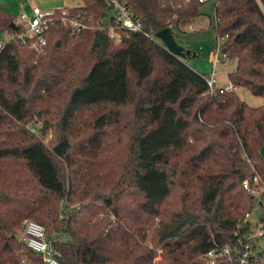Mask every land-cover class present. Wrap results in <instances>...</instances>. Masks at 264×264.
<instances>
[{"label":"trees","instance_id":"1","mask_svg":"<svg viewBox=\"0 0 264 264\" xmlns=\"http://www.w3.org/2000/svg\"><path fill=\"white\" fill-rule=\"evenodd\" d=\"M119 1L149 35L111 37L100 28L115 24L111 0H81L56 12L90 29L55 20L43 52L17 37L0 48V264H46L18 237L24 219L45 227L62 264H211L223 248L212 264H264V0H213L220 60L236 65L233 89L212 94L153 37L206 2ZM22 29L0 7V30Z\"/></svg>","mask_w":264,"mask_h":264},{"label":"built area","instance_id":"2","mask_svg":"<svg viewBox=\"0 0 264 264\" xmlns=\"http://www.w3.org/2000/svg\"><path fill=\"white\" fill-rule=\"evenodd\" d=\"M200 2H208L212 0H199ZM113 3L115 14V24L100 25V28H109L110 36L113 38L119 37L116 32V28L124 29L130 32H147L143 31V25L139 18L136 17L131 8L124 2L119 0H111ZM59 20L63 25L68 26L73 34H80L87 29L93 27L91 22H86L78 16H71L66 10H63L61 14H57L56 10L43 11L39 6H35L32 9L31 14H20L18 21L22 24L23 29L21 32L15 36L4 33L7 37V41L14 37L21 40L22 43L28 44L30 48H34L37 52H43L48 44L47 30L49 24L52 21ZM118 26V27H117ZM192 28V27H190ZM155 39L157 37L153 35ZM178 41V40H177ZM179 42V41H178ZM6 41L0 40V48L5 45ZM219 41L216 45V58L215 62L220 61L219 57ZM205 82L208 87V92L212 94L215 89H219L220 92L224 90L233 89V86L229 83L228 86H221L215 76L214 68L208 75H203ZM260 183V178L254 176L253 184L258 185ZM243 187L248 190L250 194H256L261 191L262 188H253L249 185L247 181L243 182ZM249 215L246 213L245 217ZM262 233V230L259 234ZM22 240L27 243V245L34 251L40 253L46 264H62L56 256V251L52 246L51 240L46 234L45 227L39 222L32 219H24L22 223ZM228 254V248L219 249L217 251L211 250L206 253V260L208 263H214L217 258Z\"/></svg>","mask_w":264,"mask_h":264},{"label":"rangeland","instance_id":"3","mask_svg":"<svg viewBox=\"0 0 264 264\" xmlns=\"http://www.w3.org/2000/svg\"><path fill=\"white\" fill-rule=\"evenodd\" d=\"M79 4H81V0H0V7L4 11L16 14L18 17L20 14H28V12L32 11L35 6H39L43 11H51L54 10V7L56 6H76ZM200 11L201 14L189 25L182 26L179 29L175 28L173 30L174 36L179 41L180 45L184 47L185 51L190 52V57L183 58L190 68L202 75H208L212 68H214L218 83L223 86H228L229 80L227 74L232 70L234 61L215 62L217 54L215 50L217 39L212 29L214 19L213 0L204 3ZM115 14L116 12L114 8L110 9L108 11L106 22H109L110 18L115 16ZM0 40L7 41V37L1 30ZM157 40L162 43L160 39L157 38ZM235 90L237 91L238 96L250 106H258L263 103L262 97L253 95L244 87H239ZM32 124H35V121H32V123L29 122L28 125L32 127ZM36 130L37 133H39L38 128H36ZM51 136L52 132L48 133L45 140H49ZM261 154L264 157V146L261 148ZM21 236L22 228L18 231V237L21 238ZM257 249H264V236L259 238ZM159 259L160 257H157L156 260Z\"/></svg>","mask_w":264,"mask_h":264},{"label":"water","instance_id":"4","mask_svg":"<svg viewBox=\"0 0 264 264\" xmlns=\"http://www.w3.org/2000/svg\"><path fill=\"white\" fill-rule=\"evenodd\" d=\"M155 36L160 39L163 45L175 56L183 59L186 57V51L177 41L170 27H166L155 33ZM58 45V43L56 44Z\"/></svg>","mask_w":264,"mask_h":264},{"label":"crops","instance_id":"5","mask_svg":"<svg viewBox=\"0 0 264 264\" xmlns=\"http://www.w3.org/2000/svg\"><path fill=\"white\" fill-rule=\"evenodd\" d=\"M65 7H74V6H62V7H57V6H56V7H54V10H56V9H61V8H65ZM31 12H32V11H29L28 14L30 15ZM220 61H221V60H220ZM230 61H234V60H230ZM230 61H227V62H230ZM221 62H224V61H221ZM235 65H236V63H235V61H234V64H233L232 70L234 69ZM232 70H231V71H232ZM216 79H217V78H216ZM218 84H219V83H218ZM219 85H221V84H219ZM221 86H223V85H221Z\"/></svg>","mask_w":264,"mask_h":264}]
</instances>
